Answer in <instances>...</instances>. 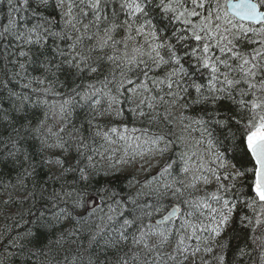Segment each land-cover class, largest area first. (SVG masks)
<instances>
[{"label": "snow or ice", "instance_id": "1", "mask_svg": "<svg viewBox=\"0 0 264 264\" xmlns=\"http://www.w3.org/2000/svg\"><path fill=\"white\" fill-rule=\"evenodd\" d=\"M7 4V23L0 25L6 77L0 80V170H16L23 184L34 175L39 155L62 175L79 171L87 181L95 158L116 152L111 146L117 142H124L125 157L131 151L132 160L146 153L163 157L178 145L176 158L169 156L145 181L148 191L128 198L134 207L127 215V206L117 202L122 223L105 247L130 243L131 264H197V256L199 264H243L255 247L264 264V0ZM61 75L74 86L49 103V96H61L55 87H63ZM85 76L92 82L76 83ZM125 104L151 124H178L181 134L132 129L141 133L132 136L126 125L104 131L94 123L121 117ZM76 108L86 110L79 128L69 122ZM96 138L104 143L90 146ZM73 151L75 165L67 162ZM230 159L238 161L231 168ZM142 195L147 199L139 203ZM44 227L38 222L35 232L26 233L28 242L38 244ZM102 231L90 243H98Z\"/></svg>", "mask_w": 264, "mask_h": 264}, {"label": "trees", "instance_id": "2", "mask_svg": "<svg viewBox=\"0 0 264 264\" xmlns=\"http://www.w3.org/2000/svg\"><path fill=\"white\" fill-rule=\"evenodd\" d=\"M7 17L8 4L7 0H3L0 3V25L7 23ZM8 69L16 70L10 64ZM4 70V63L0 60V80L6 79L3 75ZM60 81L63 83V87L60 83L56 84L55 87L61 96H49V103L57 102L66 96L69 92V86H74L72 79L65 80L63 75H61ZM90 82L92 80L87 76L76 81L77 84ZM16 90L19 91L20 89L17 88ZM128 107L127 104L124 105L123 115L119 118L98 117L94 123H100L104 131L113 126L123 131L126 125L129 134L132 136L141 135L140 132L133 133L132 129H148L150 134L157 132L181 134V128L178 124L171 127L163 123L151 124L148 119H140L134 116L128 111ZM178 113L179 109H177L176 115ZM85 115V109L76 108L75 114L69 117L70 127L74 124L75 127L79 128L82 123H85ZM94 131L93 128L86 134L91 136ZM170 138L175 140V136H170ZM89 143L90 146L99 147L104 142L96 138L95 145H91V141ZM34 147H38V144H34ZM111 147L117 151L106 153V158L103 160L97 156L95 158L96 168L88 169L89 178L87 181L79 179V171L62 175L63 170L61 168L55 164H43L39 155L35 156L36 171L34 175L24 179L23 184L18 182L16 170L10 168L0 170V264H89L90 259L91 264H119L122 257L129 259V264H131V256L135 249L130 243H121L117 244L115 248H106L104 242L105 240H112L118 235L122 223V218L118 215L122 210L121 205L127 206L125 210V215H127V210L134 207L128 202V198L136 197L138 192H147L148 189H144L142 184L148 181V177H155L169 156L176 158L182 149L178 145L174 147L160 158L154 173L148 174V170L134 167L133 161L136 159H131V151L125 157L124 142H117ZM103 150L101 149V151ZM54 155L62 154L59 150H55ZM109 156L111 159L107 158ZM74 157L75 152L73 151L71 155L67 156V162L75 165ZM122 157L128 159L129 162L119 163L118 161ZM228 163L229 168H231V165L238 163V161L230 159ZM86 164L87 161L84 160L79 167L83 168ZM120 164L124 166L121 167ZM128 166H131V169ZM212 187L215 185L213 184ZM86 195L98 197L101 201L100 206L84 212L86 203L77 204V200ZM145 199L147 197L142 195L138 202L143 203ZM118 201L121 202V205L117 204ZM109 216L114 219L109 221ZM38 222L45 225L40 230V242L38 244L29 243L30 237L25 234L29 231L35 232ZM145 223L148 221L145 220ZM82 226L84 227L82 228ZM101 229L103 231L98 237V243H90V237ZM10 239L17 240L18 244L24 246L23 249L19 246L11 247L8 243ZM153 239L155 240V238ZM235 244L236 241L233 240V250ZM171 248L172 245H169L165 251H170ZM22 251L24 252L23 257L20 256ZM248 251L250 255L244 257L243 264H261L262 250L250 247ZM11 253L16 255H11ZM231 258L232 251H229L230 262ZM207 259L210 260L211 257H207ZM199 261L200 256H197V264ZM168 264H172V262L169 261ZM186 264H192V261L188 260Z\"/></svg>", "mask_w": 264, "mask_h": 264}, {"label": "rangeland", "instance_id": "3", "mask_svg": "<svg viewBox=\"0 0 264 264\" xmlns=\"http://www.w3.org/2000/svg\"><path fill=\"white\" fill-rule=\"evenodd\" d=\"M161 156H159L158 154L155 156L149 155V154H145L144 158H140L139 156H137L133 162H134V167L136 169H143V170H148V174H152L154 173L155 167L158 163V161L160 160ZM121 167H123V164H120ZM129 169H131V166H128ZM152 178L148 177V180H151ZM145 183L142 184V187L144 189H146V187H144ZM94 196L92 195H86V196H82L77 200V204H84L86 203V207L83 210L84 212L90 211V209L88 208V201ZM101 204L100 199L97 197L95 203H94V207L92 208H98Z\"/></svg>", "mask_w": 264, "mask_h": 264}, {"label": "water", "instance_id": "4", "mask_svg": "<svg viewBox=\"0 0 264 264\" xmlns=\"http://www.w3.org/2000/svg\"><path fill=\"white\" fill-rule=\"evenodd\" d=\"M96 197H92L89 201H88V208L92 209L94 207V203L96 201Z\"/></svg>", "mask_w": 264, "mask_h": 264}]
</instances>
